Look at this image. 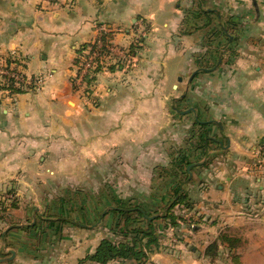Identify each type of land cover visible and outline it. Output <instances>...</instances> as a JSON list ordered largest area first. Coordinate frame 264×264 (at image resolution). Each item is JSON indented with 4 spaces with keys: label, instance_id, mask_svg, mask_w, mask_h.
I'll list each match as a JSON object with an SVG mask.
<instances>
[{
    "label": "crops",
    "instance_id": "1",
    "mask_svg": "<svg viewBox=\"0 0 264 264\" xmlns=\"http://www.w3.org/2000/svg\"><path fill=\"white\" fill-rule=\"evenodd\" d=\"M200 9L217 23L197 27ZM103 25L114 28L129 64L102 73L87 100L71 79L79 48ZM13 51L47 83L13 98L0 91V191L36 204L34 216L31 206L24 222L10 220L15 229L2 231L0 219V264H80L103 238L127 240L111 211L87 224L38 207L37 187L76 184L99 201L109 187L110 199L157 210L182 187L192 207L179 208L196 227L164 228L146 264H264V0H0V57ZM187 100L194 122L210 124L206 153L186 138L195 129L178 111ZM182 156L191 162L184 184L179 168L155 175ZM221 236L212 258L206 252Z\"/></svg>",
    "mask_w": 264,
    "mask_h": 264
},
{
    "label": "trees",
    "instance_id": "2",
    "mask_svg": "<svg viewBox=\"0 0 264 264\" xmlns=\"http://www.w3.org/2000/svg\"><path fill=\"white\" fill-rule=\"evenodd\" d=\"M193 19L196 22V26L203 29L216 24L218 16L212 11L200 9L198 14L193 15ZM202 121H204V119ZM194 124L198 129L195 128L193 130V135L199 138V143L197 144L198 146H196V149L203 150L206 153L208 148H210L215 142V140H213L207 133L210 124L206 122L202 123L199 120H195ZM183 156L181 159L178 158L174 163L175 166L181 170V173L184 172L186 174V178L182 184L188 179V173L185 170V167L191 163L188 160H185V158L182 159ZM181 189L175 194L174 199H172L168 206L164 207L163 214H161L159 218L156 217L151 219L150 217L155 216L158 211H150L146 205L136 199H130L125 201L126 205L112 208L110 211L119 215L123 222L124 233L126 234L124 236L127 240L125 241V239H123L115 241L113 238L105 237L101 240L96 250L87 255L84 259H81L79 263L83 264L86 261H93L108 264L114 260H135L139 264H146L149 259V250L153 246L157 247L160 245L159 235L157 233L159 225L157 222L163 219L166 222L165 226L167 227H169V225L172 227H178L181 224L180 222H185L184 216L176 215L173 211L178 205H184L187 208L192 207V204L187 200L188 196L186 195V192H181ZM15 206V199L11 200L10 203H1L2 210L4 211L9 210V208L12 209ZM2 217L3 220H7L6 217ZM8 222L10 226H17L16 222H10V220H8ZM120 225L121 224L118 223L116 229H118ZM222 241H224V239L221 236L219 241H214L210 245L206 254L212 258H216L219 255L218 247Z\"/></svg>",
    "mask_w": 264,
    "mask_h": 264
},
{
    "label": "rangeland",
    "instance_id": "3",
    "mask_svg": "<svg viewBox=\"0 0 264 264\" xmlns=\"http://www.w3.org/2000/svg\"><path fill=\"white\" fill-rule=\"evenodd\" d=\"M100 76L98 79L97 89L100 85ZM186 78L188 79V77H186ZM187 79L185 80V82L187 81ZM71 83H72V80H71ZM72 85H73V83H72ZM73 87L75 88L74 85H73ZM97 91L98 90H96V92ZM174 105H176V104H174ZM189 105L190 104L188 103V100H187V103L182 104L181 106L188 109ZM170 111H171L170 113H171V117H172L171 120L175 119L176 117H179L178 116L179 114L176 112L174 107H171ZM187 115L188 116H186V119H187L186 121H188V123H189V124H187V126H188V125L194 123V114L190 113ZM185 124L186 123H184V125ZM195 128L198 129V127H195ZM184 132L186 134L187 129H184ZM188 136H189V139H188L189 142L191 141L189 143L190 145L196 146V144L199 143L198 142L199 138L197 136L193 135V130L190 127H188V132H187L186 138H188ZM189 144L187 143L188 148H189ZM180 150L181 149H179V148L171 149L172 153H178ZM161 168L162 167H160V169L155 172L156 176L159 175V177H158L159 179L162 178L163 176L170 175V173L173 175L174 174L173 171L178 170V167H176V168L170 167L166 171H163V170L160 171ZM106 174L105 175L103 174L104 177L106 176ZM182 175L184 176V178L186 177V174L184 172H182ZM62 182H64L63 185H66V183H67L63 179H62ZM78 187L79 188H77V184H76V186L74 185V187L70 186V188H67L66 186H61L60 188H57L54 185L53 186H47V185L39 186L35 190H37L39 192L38 195L41 194V196L45 198L44 199L45 201L43 200L44 203H38L37 205L41 209V211H43V213H46V212L55 213V214L65 213L66 215H69V214L74 215L75 214L76 216L80 215V217L82 215L86 218L85 221L87 224L96 223L98 218L100 216H102L103 212L110 211L112 208H115V207H120V206L126 205L124 199L123 200H119V199L116 200L114 197L111 198V199H113V202H109L111 200L110 197L112 196L113 191H115L114 189L112 190V188L106 187L105 189H102V191H101L102 196L100 197L101 201H99V199H95V197H94L98 194V192L96 194H94V189H91V188L85 189V188L80 187L79 185H78ZM118 190L120 191V189H118ZM122 190L119 193L121 195L123 192ZM10 191H13V189H7L5 191H0V218L2 216L7 218L6 223H5L6 225L4 224L5 228L3 229V227H2V231L3 230L5 231V229H7L6 232L12 228L13 229L16 228L15 226H10L8 220H16V222L18 220L19 222H22V221L24 222V218H20V217L23 216L26 218V215L28 214L31 206H32V210L30 211V214H31V216H34L35 215V207H36L35 203L34 204L31 203V205H30L26 201H17V198L14 194V191H13V193H11ZM13 198L16 200V206L12 209L9 208V210H7V211L2 210L1 203H10L11 200H14ZM47 201H49V202H47ZM166 206H168V204H165L163 207H159L158 208L159 211L156 209V206H154V209L151 208L149 210L152 212L158 211L157 214L161 215V214H163V209ZM179 207H181V205L176 206V209L178 208L180 211L178 213H176V212H174V213L176 215H180V216L185 217V222H180L181 223L180 225H186L190 229L195 228L197 223H195V220L192 218V216L189 214V212H187L185 209H180ZM12 215H14V218L11 217ZM94 215H96V216H94ZM93 217H95V218L93 219ZM80 220H82V219H80ZM29 224H32V221H29ZM157 224L159 225V228L157 229V233H163L164 228H165V230H169V232L170 231L175 232L176 228H177V227H172L170 225H169V227H167L165 225H164L165 227H163L162 225H160V221H158ZM118 229L123 230V227L121 226Z\"/></svg>",
    "mask_w": 264,
    "mask_h": 264
},
{
    "label": "built area",
    "instance_id": "4",
    "mask_svg": "<svg viewBox=\"0 0 264 264\" xmlns=\"http://www.w3.org/2000/svg\"><path fill=\"white\" fill-rule=\"evenodd\" d=\"M114 31L112 27L99 26L95 39L79 48L71 80L75 90L82 93L87 100L96 93L102 73L110 72L114 68L118 70L129 64L127 49L113 40ZM26 64L15 51L0 57L1 92L13 98L19 93L40 92L45 88L47 76L43 73H30L25 67ZM260 153L264 155V147Z\"/></svg>",
    "mask_w": 264,
    "mask_h": 264
},
{
    "label": "water",
    "instance_id": "5",
    "mask_svg": "<svg viewBox=\"0 0 264 264\" xmlns=\"http://www.w3.org/2000/svg\"><path fill=\"white\" fill-rule=\"evenodd\" d=\"M197 72V71H196ZM196 72L190 77V80H192L193 79V77L195 76V74H196ZM188 90V89H187ZM185 96V93L183 94V97ZM178 110V109H177ZM178 111H180L181 113H190L191 111H193V112H195V109L194 108H190V109H187V110H178ZM197 119L199 120V118L197 117ZM200 121V120H199ZM200 122H202V121H200ZM202 123H205V122H202ZM192 168V165H190L189 167H188V170L190 171V169ZM190 175H191V171H190ZM151 219H154L155 218V216H152V217H150Z\"/></svg>",
    "mask_w": 264,
    "mask_h": 264
}]
</instances>
